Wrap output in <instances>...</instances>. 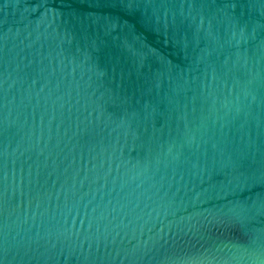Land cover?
Returning <instances> with one entry per match:
<instances>
[{"label": "water", "instance_id": "95a60500", "mask_svg": "<svg viewBox=\"0 0 264 264\" xmlns=\"http://www.w3.org/2000/svg\"><path fill=\"white\" fill-rule=\"evenodd\" d=\"M0 264H264V0H0Z\"/></svg>", "mask_w": 264, "mask_h": 264}]
</instances>
